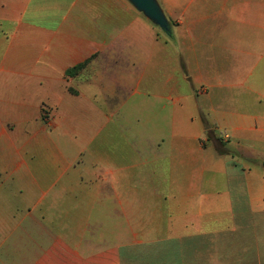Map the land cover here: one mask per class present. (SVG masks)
I'll return each instance as SVG.
<instances>
[{
  "label": "crops",
  "instance_id": "1",
  "mask_svg": "<svg viewBox=\"0 0 264 264\" xmlns=\"http://www.w3.org/2000/svg\"><path fill=\"white\" fill-rule=\"evenodd\" d=\"M154 1L0 0V264H264V0Z\"/></svg>",
  "mask_w": 264,
  "mask_h": 264
},
{
  "label": "water",
  "instance_id": "2",
  "mask_svg": "<svg viewBox=\"0 0 264 264\" xmlns=\"http://www.w3.org/2000/svg\"><path fill=\"white\" fill-rule=\"evenodd\" d=\"M134 6L144 14L145 17L151 19L156 25L165 31H169V25L162 12L158 9L154 0H130Z\"/></svg>",
  "mask_w": 264,
  "mask_h": 264
},
{
  "label": "rangeland",
  "instance_id": "3",
  "mask_svg": "<svg viewBox=\"0 0 264 264\" xmlns=\"http://www.w3.org/2000/svg\"><path fill=\"white\" fill-rule=\"evenodd\" d=\"M149 21L156 27V29H157V34H158V36H163V35H165V34H170V31H171V27H173L175 24L173 23V22H168V25H169V31H165V30H163L162 28H160L158 25H156L151 19H149ZM44 110V109H43ZM224 136V135H223ZM221 138V137H220ZM224 138V137H223ZM222 138V139H223ZM222 139H219V141L221 142V143H223V140ZM218 141V142H219ZM219 142V143H220Z\"/></svg>",
  "mask_w": 264,
  "mask_h": 264
},
{
  "label": "trees",
  "instance_id": "4",
  "mask_svg": "<svg viewBox=\"0 0 264 264\" xmlns=\"http://www.w3.org/2000/svg\"><path fill=\"white\" fill-rule=\"evenodd\" d=\"M79 68H80V66H78V67H74V68H72V69H69V70L66 72V75H67V76H71V75H73L76 71L79 70Z\"/></svg>",
  "mask_w": 264,
  "mask_h": 264
}]
</instances>
